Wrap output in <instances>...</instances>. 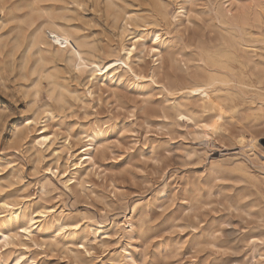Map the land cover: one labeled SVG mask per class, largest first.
Segmentation results:
<instances>
[{
  "label": "rangeland",
  "instance_id": "374dc122",
  "mask_svg": "<svg viewBox=\"0 0 264 264\" xmlns=\"http://www.w3.org/2000/svg\"><path fill=\"white\" fill-rule=\"evenodd\" d=\"M29 1L0 0V264H264V0ZM47 13L73 43L32 44ZM207 55L222 113L173 92Z\"/></svg>",
  "mask_w": 264,
  "mask_h": 264
},
{
  "label": "bare ground",
  "instance_id": "6f19581e",
  "mask_svg": "<svg viewBox=\"0 0 264 264\" xmlns=\"http://www.w3.org/2000/svg\"><path fill=\"white\" fill-rule=\"evenodd\" d=\"M64 1L66 2V0H64ZM4 3H5V0H1V4H4ZM27 5H29V8H30L29 9L30 13L28 12L26 14V17H27L28 14H30V15H28L29 16L28 17L29 20L27 22H29V24L32 25V24H34L36 22L35 18L33 17L34 13L35 12H39L43 8L40 7V5L38 4L37 0H30ZM19 6L21 7L22 5H19ZM24 6L26 7V5H24ZM46 8H48V6ZM51 10H50V12H51ZM44 12H46V11H44ZM19 18H21V17H19ZM132 20H133V18H132ZM238 27H239V25H238ZM63 32L64 31H60L57 28L56 17L53 16L52 14L47 13V14H45V18L39 24H37V26L34 28V30L32 32L33 34L31 36V42H32V44H37V43L38 44H41V43L51 44L52 43L51 40L52 39H56L57 42H59V45H61V46L62 45L64 46L65 43H73L74 39L71 36V33L67 32V33L64 34ZM239 32H241V31H239ZM19 34H20V32H19ZM134 37L135 38L136 37H142L141 32L139 31ZM156 37H158L157 34H156ZM17 44H19V43H17ZM17 44L15 43V45H13V47L16 46ZM28 47H29V45H28ZM31 47H32V45H31ZM124 51H125L124 58H126V57L128 58L129 55L131 54L132 48L126 47V48H124ZM67 52H69V51H67ZM158 55L160 57L162 56V54L160 52H158ZM60 56H62V54H60ZM116 57L104 58V59H101V60H98V61L97 60L96 61L95 60L88 61L86 64H81V65H83V67L85 66V68L86 67L89 68L90 71H91L92 76L95 77V78H100V79L116 78V76H118L117 71H118V69L120 67V66H118V60L119 59L117 60ZM40 59H41V56H40ZM206 59H209L210 61H212V63H214L215 66L211 67L206 61H203V65L200 66L201 67L200 72H196L189 83L175 86L173 92L178 94V95H180V93L183 90H186L187 91L186 92L187 95L201 96L202 108L203 109H204V107H211V108H213L215 110H219L222 113V111L225 110V106L226 105L224 103V100L221 98V96L219 94H217L215 92V90L218 89L219 85L226 84L230 79L227 76V74L222 71L221 68H223V66L222 65H218L216 63L215 57H213L211 55H207ZM52 81L55 83L56 82L55 78ZM60 85H61V83H60ZM186 104L187 103L182 102V103L176 105V107L178 108V111H179L180 115L192 116L194 114L193 109H191L188 106H186ZM183 107H186V108H183ZM33 122H34V120L31 119L29 123H33ZM36 138H37L36 143L40 147L47 145L48 142L51 140L50 135L47 134L44 129H42L41 132H39V134H38V136H36ZM244 141H245V137L244 136H240L239 142L240 143H244ZM248 142H249L250 146H253V147L256 146V141H255L254 138H251L250 140H248ZM86 145H87L86 148L82 147L83 148L82 153L84 154V158L93 159L94 145H93L92 142H90V143H88ZM4 204H6L8 206H11L10 203H6L5 201H4ZM11 207L13 208V206H11ZM20 210H21V208H20ZM11 213H14L15 214L14 217L19 219V213L16 212V210L14 212H11ZM33 220H34V218L30 219V221H32V222H31L30 226H26L24 228L25 231L31 232V230H32L31 227L33 226ZM62 225H66V224H61V226ZM67 225H69L71 227V229L74 230V231H76L78 229V227H79L78 223H67ZM129 226L133 227V223L129 222ZM1 237H3L5 240H8L9 235L7 234V232L6 233L2 232Z\"/></svg>",
  "mask_w": 264,
  "mask_h": 264
},
{
  "label": "snow or ice",
  "instance_id": "6c2138e0",
  "mask_svg": "<svg viewBox=\"0 0 264 264\" xmlns=\"http://www.w3.org/2000/svg\"><path fill=\"white\" fill-rule=\"evenodd\" d=\"M49 171H51L50 169H49ZM5 207H8V205H4ZM43 215V214H42ZM81 247H83V245H81Z\"/></svg>",
  "mask_w": 264,
  "mask_h": 264
}]
</instances>
